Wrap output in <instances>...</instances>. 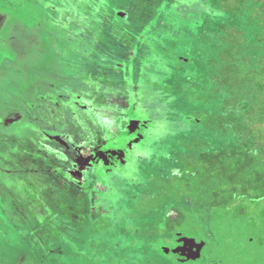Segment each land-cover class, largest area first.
<instances>
[{
  "label": "rangeland",
  "instance_id": "1",
  "mask_svg": "<svg viewBox=\"0 0 264 264\" xmlns=\"http://www.w3.org/2000/svg\"><path fill=\"white\" fill-rule=\"evenodd\" d=\"M70 1L55 6L92 15L95 47L70 52L77 67L69 78L80 82L79 99L64 108L49 99L46 124L31 117L32 132L11 135L12 146L1 144L0 194L4 189L12 199L0 211V264H167L156 247L175 208L185 217L173 235L177 228L199 231L209 253L226 264H264L262 222L255 227L260 235L253 234L230 213L234 197L214 204L175 177L183 155L196 152L188 147L193 140L212 150L235 138L192 119L220 113L221 99H207L214 85L207 61L225 44L223 24L244 29L255 43V7L235 14L220 0ZM164 84L178 95L167 98ZM78 108L86 114L75 121ZM93 108L94 121L87 115ZM166 177L171 184L155 181ZM211 207L213 215L201 213ZM201 214L207 225L197 220Z\"/></svg>",
  "mask_w": 264,
  "mask_h": 264
},
{
  "label": "trees",
  "instance_id": "2",
  "mask_svg": "<svg viewBox=\"0 0 264 264\" xmlns=\"http://www.w3.org/2000/svg\"><path fill=\"white\" fill-rule=\"evenodd\" d=\"M219 3L223 10L235 14L241 13L244 7H250L251 10L255 7L251 13L259 21V31L255 43L250 45L244 29L222 25V40L225 44L217 55L207 61L209 76L214 82L207 99H221L220 113L205 111L200 118L193 117L192 120L206 123L225 134L234 135L235 138L226 146L212 150L207 143L193 140L188 147L196 149V152L183 155L175 177L177 175L178 180L186 182L187 188L194 185L199 193L205 194L204 197L213 198L214 204L218 202L216 199L224 196L230 199L234 197L235 209L230 213H245L248 218L255 217V220L264 225V0H220ZM251 22L252 25L254 21ZM145 67L146 70L147 66ZM164 86L170 93L167 98L178 95L170 84ZM168 101V104L172 102ZM111 107L112 105L109 106L110 113L117 114L116 109ZM109 117L103 115V119ZM155 181L164 185L172 182L171 177L156 178ZM3 190V194H0V211L1 208L11 206L12 198ZM151 193H154L153 189ZM29 194L30 198L37 196L32 192ZM151 198L155 197L151 195ZM57 203L60 207H66L64 201ZM155 207H151L150 212ZM250 207L256 209V212H249ZM214 208L201 213L211 216ZM174 210L177 211L174 217L168 214L165 218L168 225L166 232L180 226V220L185 217L183 211L178 208ZM46 222L49 223L50 218ZM53 229L58 234V230Z\"/></svg>",
  "mask_w": 264,
  "mask_h": 264
},
{
  "label": "flooded vegetation",
  "instance_id": "3",
  "mask_svg": "<svg viewBox=\"0 0 264 264\" xmlns=\"http://www.w3.org/2000/svg\"><path fill=\"white\" fill-rule=\"evenodd\" d=\"M60 1L67 6L72 3L67 0H0V147L1 144L12 146L10 137L16 132H32L35 125L31 122V117L36 120L40 118L46 124L52 117L46 111L49 99L62 108L79 99L76 86L80 82L71 84V80L78 78H69L72 74L76 76L74 72L77 67L71 60L70 52H77L80 48L90 51V47H95V34L92 30L95 23L91 22L90 14L67 10L62 12V4L57 6L58 11L55 4ZM79 15L85 16L90 23L82 24ZM84 25L88 27L86 33L82 27ZM39 109H43L40 117L35 113ZM82 113L78 108L74 115L75 121L85 118V111ZM94 113L93 108V114H87L89 120L94 121ZM41 121L39 120L40 127L43 128ZM60 121L63 122V119ZM81 129L82 127L78 131ZM250 209L253 210V207ZM205 216L201 215L199 223L207 225L208 219ZM235 216L238 223L252 227L251 232L260 235L261 232L255 228L260 226V221L255 220V217L250 219L245 213ZM171 232L162 235V242L157 243L156 249L162 250L164 254L163 262L226 264L220 256L209 253V242L203 233H188L180 229L174 235ZM252 240L255 242V238ZM170 258L171 262L168 260Z\"/></svg>",
  "mask_w": 264,
  "mask_h": 264
}]
</instances>
